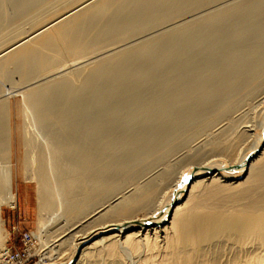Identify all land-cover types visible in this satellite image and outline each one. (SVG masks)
Masks as SVG:
<instances>
[{
  "label": "bare ground",
  "instance_id": "bare-ground-1",
  "mask_svg": "<svg viewBox=\"0 0 264 264\" xmlns=\"http://www.w3.org/2000/svg\"><path fill=\"white\" fill-rule=\"evenodd\" d=\"M2 38L24 155L20 172L0 99V264L21 173L44 263L264 264V115L253 133L229 119L264 88V0H0Z\"/></svg>",
  "mask_w": 264,
  "mask_h": 264
},
{
  "label": "rangeland",
  "instance_id": "rangeland-1",
  "mask_svg": "<svg viewBox=\"0 0 264 264\" xmlns=\"http://www.w3.org/2000/svg\"><path fill=\"white\" fill-rule=\"evenodd\" d=\"M62 3L59 2V4L58 3L57 4L59 6ZM65 3L66 2L64 1V3L60 6L62 9L66 7V5H64ZM58 6L55 5V7H58ZM213 7H215V5L210 7V9L213 8ZM177 20H179V19H177ZM24 25H25V31L26 32L27 31L29 32V30H30L29 27H28L29 25L31 27V30L33 29V25L35 27V23L29 24L27 26H26V23H25ZM7 35H9V33ZM3 39L4 38H2V41H0V43L3 42V41H6V40H3ZM5 39H8V38H5ZM10 39L11 38L9 37V40H7L6 42H9ZM6 42H4V43H6ZM4 43H1V44H4ZM1 44H0V47H1ZM66 61L69 62V60H66ZM79 61H81V60H79ZM68 62L64 63L63 70L69 69L72 64L73 65L76 64L74 66L80 65L79 64L80 62H78V61H76L77 63L74 62L72 64H68ZM0 81H1L0 82V99H2V100L4 99L5 101L8 102L9 107H10V112H11L10 124H11L12 131H13L12 135H13V145H14V154H15L14 155V165H15L16 169L18 168V170L21 172L22 171L20 169V168H22V167H20V166H22L21 158L24 155V147H23V144H22L24 117H23L22 114H20L21 112L19 113L20 110H18V109H20L21 108L20 105H22L24 103L23 94L19 90V88L22 89L21 88L22 85H21V83H20L21 81L19 80L18 77H15L13 79V81H15L14 83H13V81L9 83V81H5L1 77H0ZM262 88H260L261 90H259V92L257 91L258 93L255 95L256 97L254 96V98L252 99L253 100L252 102L251 101H249V103L244 102V104L242 103L243 106L240 104L241 106H238L237 108L233 109L234 111L231 112V115L229 116L230 118L229 117L221 118L222 120H219L218 122H216L215 125L212 126L213 128L210 130V132L208 134L207 133L206 134L205 133L201 134V135L197 136L196 139L194 138L188 145L181 146V147H184V148H179L178 151L174 155H172L170 157V159L172 160V161L170 160V162L171 163H175L176 161H178L180 159H183L184 156L186 157L189 154H191L192 151L194 149H197L198 146L199 147L204 146L203 145L204 141H206V140L208 141V139L211 137V135L213 133L219 132L222 128H225L230 120H232V121L235 120L236 121L237 128H241V129H238V131L242 132V131L248 129V131H247L248 133H253V132L256 131V128H257V130H260L259 128L263 125V121H261V120H263L262 118H263V115H264L263 114L264 113V105H263L264 104V88L263 89ZM239 117H240V119H239ZM238 119L240 121H238ZM242 120L244 122L248 121L246 123L247 124L246 126L243 125L245 123H243ZM240 122H242V123L240 124ZM259 125H260V127H259ZM252 126H254L255 128L252 127ZM19 127H21V128H19ZM251 127H252V130H249V129H251ZM214 130H216V131H214ZM253 141H255V140H253ZM253 141L246 142L247 146L244 145L242 147H245V148L251 147L252 144L254 143ZM218 158H217V160H218ZM220 158L223 159V157H220ZM224 159H226V157H224ZM159 167L155 168L151 173H154V172L156 173L157 171H159L158 170ZM188 169L189 168H186L185 171H187ZM16 193H17V205H16V208H10V207H7V206H4V208H3V215H4V219H5V227H6V229L9 232V237H8L7 241L5 242V244H6L5 247L7 248V246H13L15 249H21L22 248V242H21L22 234L24 232H26V231H32L34 233V235L39 240V244H38L36 252L42 256L41 261L38 262L37 264H47V263L43 262V256H44L46 251L42 252V250L46 248L45 242H46L47 236L49 235L48 233L50 231H47L48 230V228H47L48 226L44 224V226H42V239H41L40 236L37 235L38 234V231H37V229H38V224H37L38 207H37V200H36V194H35V185H34V183H31V182H28V181L24 180V178L22 176V173H21V175H19L16 178ZM60 213H62V212L60 211ZM60 213H59V215L56 216V220L58 222V225L61 223V220L60 219L58 220V218L59 217H65V216H63V213H62V215ZM72 221H73V219L68 218V224L63 226V227L64 228H66L67 226L69 227V224L71 223V225H70L71 227H69V228H72V225L74 223V221L73 222ZM58 225L56 224L55 228ZM60 229L57 230V228H56L55 229L56 233H61L62 232V234H64L65 231H63V230H65V229H63V228H62V230H60ZM57 231H59V232H57ZM74 231L75 230H73V229L70 230V231H67L65 233L66 235H64V237L67 238L68 236L72 235L74 233ZM69 232H73V233H69ZM62 234H60V235H62ZM4 250H6V249H4ZM3 253L5 255V251H3Z\"/></svg>",
  "mask_w": 264,
  "mask_h": 264
},
{
  "label": "built area",
  "instance_id": "built-area-1",
  "mask_svg": "<svg viewBox=\"0 0 264 264\" xmlns=\"http://www.w3.org/2000/svg\"><path fill=\"white\" fill-rule=\"evenodd\" d=\"M22 248L7 246L5 259L7 264H37L42 256L36 252L39 240L32 231H26L21 237Z\"/></svg>",
  "mask_w": 264,
  "mask_h": 264
}]
</instances>
